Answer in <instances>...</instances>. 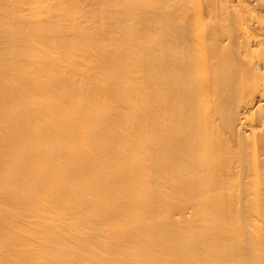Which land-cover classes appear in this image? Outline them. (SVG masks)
<instances>
[{
  "label": "bare ground",
  "instance_id": "6f19581e",
  "mask_svg": "<svg viewBox=\"0 0 264 264\" xmlns=\"http://www.w3.org/2000/svg\"><path fill=\"white\" fill-rule=\"evenodd\" d=\"M0 264H264V0H0Z\"/></svg>",
  "mask_w": 264,
  "mask_h": 264
},
{
  "label": "rangeland",
  "instance_id": "374dc122",
  "mask_svg": "<svg viewBox=\"0 0 264 264\" xmlns=\"http://www.w3.org/2000/svg\"><path fill=\"white\" fill-rule=\"evenodd\" d=\"M260 7V6H259ZM261 11V10H260Z\"/></svg>",
  "mask_w": 264,
  "mask_h": 264
}]
</instances>
